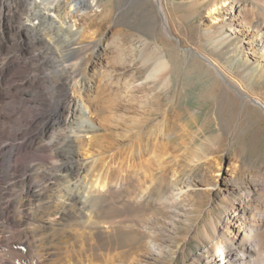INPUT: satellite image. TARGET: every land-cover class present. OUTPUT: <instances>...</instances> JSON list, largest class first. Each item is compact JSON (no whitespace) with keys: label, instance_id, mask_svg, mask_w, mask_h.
I'll return each instance as SVG.
<instances>
[{"label":"rangeland","instance_id":"rangeland-1","mask_svg":"<svg viewBox=\"0 0 264 264\" xmlns=\"http://www.w3.org/2000/svg\"><path fill=\"white\" fill-rule=\"evenodd\" d=\"M73 1L61 0L59 4V20L67 25L71 24L69 20H74L73 30H60L38 18L35 20L38 31H30L23 23L32 0H0V64L15 61L7 72L9 76L15 73L38 77V89L45 96L46 109L59 105L64 93L76 96L84 87V95L97 104L91 111V123H79L81 127L72 126L55 133L83 134L86 142L81 147L85 150L81 147L80 150L98 155L101 160L95 166L86 164L89 178L109 184L112 192L99 209L66 220L63 230L70 232L67 241L55 244L50 235L44 234L19 246L17 233L9 227L8 220L21 219L28 206L21 207L20 203L24 198L23 185L18 181L7 182L3 176L0 187L10 186L12 215L0 208V264L3 261L17 264L26 256L38 258L49 248L51 254L60 258L88 251L93 231L85 230L82 219L101 227L98 248L113 258L112 264H196L198 250L206 242L200 228L221 218L218 199L205 192L190 193L178 204H170L165 198L173 187L189 180L196 184L210 182L218 163L225 171L231 170L229 175L237 171L245 178H264V112L257 104L222 89L220 80L205 64L193 61L182 64L180 57L172 52L170 45L175 41L171 39L165 48L173 59L172 77L184 82L183 89L165 88L158 108L152 102L139 100L135 91L125 89V80L128 86L133 83L138 91L148 92L154 78L167 75L157 71L154 55L146 56L138 64L139 73L129 67L132 49L141 44L135 40L137 37L151 42L159 40L161 22L156 3L85 0L81 6L72 8ZM222 1L163 0L173 35L182 46L194 47L209 56L217 55L223 72L264 104L262 59L255 63L246 52L245 40H237L228 33L226 12L218 13L219 25L210 24L207 19L206 9ZM248 1L264 12V0ZM44 2L51 4L55 0ZM104 11L106 19L102 17ZM259 13L260 10H255V15ZM215 27L222 37L216 36ZM109 29L113 32L108 33ZM119 32L135 36L134 40H127L123 48L111 45L98 61L100 40L105 35L106 43L113 33ZM219 45L222 51L217 53ZM66 77L70 79L69 88L63 80L57 81ZM99 86H103V91L95 101ZM0 90L10 98L0 102V127L8 128L9 120H20L12 110L21 108L24 98L13 95L14 89L11 92L5 85H0ZM37 109L30 108V112L37 113ZM69 151L61 143L49 147L40 157L54 159L51 162L57 173L64 168L66 162L62 157ZM148 158H151L149 165ZM117 182L125 184L119 193L114 192ZM80 230L87 233L80 236ZM150 242L159 248L157 262L148 260Z\"/></svg>","mask_w":264,"mask_h":264},{"label":"bare ground","instance_id":"bare-ground-1","mask_svg":"<svg viewBox=\"0 0 264 264\" xmlns=\"http://www.w3.org/2000/svg\"><path fill=\"white\" fill-rule=\"evenodd\" d=\"M153 1L158 7L161 22L159 40L151 42L144 40L142 37H137L135 40H138L141 44L138 47L131 44L135 48L132 49V46H130L132 55L130 56L129 67L139 73L138 64L146 56L154 55L157 60V71L166 72L167 75L161 78H152V85L149 87L151 89L150 91L147 90L148 92L138 91L133 83L128 86L127 80L124 81L125 89L135 91L139 100L152 102L156 106L155 108L160 106L165 88L173 87L177 90L179 88V91L183 89L184 82L174 80L172 77L173 59L165 48L171 39L175 41L174 44L170 45L172 52L180 57L182 64H188L191 61L205 64L220 80L222 89L233 92L245 102L257 104L264 112V104L250 96L223 72L218 63L217 55L209 56L194 47H183L181 41L173 35L172 25L163 0ZM60 2L61 0H55L54 3L45 4L44 0H32L23 23L24 26L30 31L37 30L38 23L35 20L39 18L49 21L60 30L66 28L69 31L72 27H75V21L69 20L68 22L71 24L67 25L66 21L59 20ZM73 3L74 7L72 8H76L84 4L85 0H74ZM255 10H260L258 16L255 15ZM222 11L226 12V16H228L226 20L229 27L228 33L237 40H245L246 52L249 53V57L255 63L260 59L264 62V12L262 8L248 0H223L221 4L214 3L206 9V16L210 24H220L217 18L218 13ZM73 13H75V10ZM102 17L106 19V11L102 12ZM215 30L216 36H221L218 27H215ZM110 32L113 31L109 29L108 33ZM105 37L104 35L97 46L99 52H101L100 55L97 54L98 61L101 60V55L103 57V54L111 45H118L123 48L127 40H134L135 36L123 32L113 33L106 43ZM221 48L219 45L217 53L222 51ZM13 64L16 63L12 60L0 64V85H5L10 91L14 89L13 95H17L21 99L24 98V100L20 104L21 108L12 110L14 115L20 116V120H9L8 128L0 127V168L3 169L0 170V179L4 176L7 178V182H20L23 185L22 192L24 195L22 202H20L21 207H28L22 212L21 219L6 222L9 227L15 229L17 233L16 244L19 246L24 245L35 236H45L46 234L52 237V243L67 241V239H70V232L63 230L66 220L75 218L76 215H88L99 209L105 203L108 193L112 191L109 184L101 183L98 178L93 180L89 178L86 164L92 163L94 165L101 160L98 155L81 151L85 148L82 147L86 142L82 136L83 134L81 135L75 131L68 134H59L55 131L59 129L61 131L66 130L72 126L77 127L79 123H91V111L96 103H92L88 98L89 96L84 95V91L82 92L83 87L76 96L70 92L64 93L62 95L63 101H60L59 105L52 109H46L43 106L46 102L45 96L39 91L41 89H38L40 83L38 77H23L15 73L11 76L7 75ZM61 80L67 88L70 87L69 78H60L57 81ZM142 84L147 83L143 82ZM103 86H99L96 97H93L95 101H98ZM8 99L10 98L7 94L0 90V102ZM33 107L38 108L37 113L30 112V108ZM53 135L55 136L53 137ZM61 143L65 144L70 151L62 157L66 162L64 168L58 169L59 171L54 173L55 166L51 162L54 159L42 158L40 154L47 151L49 147H56ZM146 162L149 165L151 158H148ZM229 172L231 170L225 171L218 163L210 182L196 184L193 180H189L173 187L165 200L171 202L170 204H178L188 194L193 193L194 195L198 192L210 193L218 199V205L222 208L221 218L217 221L208 222L200 228L206 242L198 250L195 257L196 264H264V178H245L240 176L237 171H232V175H229ZM144 178L146 177L144 176ZM114 186V192L119 193L124 189L125 184L117 182ZM0 188L1 211L12 215L10 186L6 185ZM86 220H81L82 226L85 230L88 229V232L93 231L88 251L80 250V253L66 254L60 258L56 254H51L48 247L49 249L46 250V253L44 252V256L40 255L41 257L38 258L24 256L25 258L23 257L24 259L17 264H112L113 258H109L108 255L103 253L104 251L101 252L98 248L97 242L101 239L102 234L101 227ZM74 225L77 226L78 224L75 223ZM4 226L6 227V225ZM70 226L69 228L73 227ZM81 232L80 236L87 233L85 231ZM9 245L13 246V243ZM3 247L5 248V246ZM147 249L148 260L157 262L158 256H160L158 255L159 248L150 242ZM2 264L8 263L3 261Z\"/></svg>","mask_w":264,"mask_h":264}]
</instances>
